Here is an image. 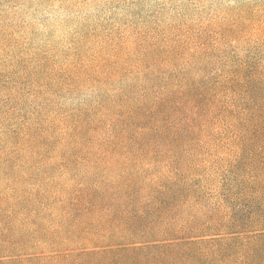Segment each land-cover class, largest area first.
<instances>
[{
    "label": "rangeland",
    "instance_id": "1",
    "mask_svg": "<svg viewBox=\"0 0 264 264\" xmlns=\"http://www.w3.org/2000/svg\"><path fill=\"white\" fill-rule=\"evenodd\" d=\"M239 65L264 92V0H0V260L129 264L122 247L131 241L112 242L94 225L79 233L64 221L60 199L83 174L101 189L116 172L86 167L96 161L109 167L117 153L86 163L83 152L75 158L78 170L63 166L73 113L84 107L96 119L105 96L135 102L146 85L218 80ZM104 122L99 138L109 134ZM35 130L42 141L30 149L23 140ZM197 143L178 155L211 193L214 156ZM156 152L147 158L126 150L129 173L145 183L165 175L171 161Z\"/></svg>",
    "mask_w": 264,
    "mask_h": 264
},
{
    "label": "trees",
    "instance_id": "2",
    "mask_svg": "<svg viewBox=\"0 0 264 264\" xmlns=\"http://www.w3.org/2000/svg\"><path fill=\"white\" fill-rule=\"evenodd\" d=\"M248 73L239 65L218 80L146 85L135 102L105 96L97 101L103 110L96 119L78 108L72 147L60 155L63 166L78 170L75 158L83 152L86 163L117 153L109 167L97 161L86 167L87 173L116 172L101 189L83 174L60 199L64 221L76 223L79 233L94 225L112 242L131 241L122 247L129 264H264V92L260 82L251 85ZM105 118L109 134L99 138ZM205 134L204 143H197ZM40 137L29 131L23 141L33 149ZM191 142L214 156L217 183L211 193L194 181L196 167L183 168L178 154ZM126 150L147 158L158 150L156 155L170 159L169 170L145 183L129 173Z\"/></svg>",
    "mask_w": 264,
    "mask_h": 264
}]
</instances>
